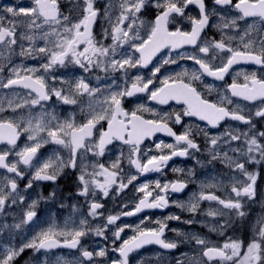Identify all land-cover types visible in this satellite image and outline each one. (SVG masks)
<instances>
[{
    "label": "snow or ice",
    "instance_id": "obj_1",
    "mask_svg": "<svg viewBox=\"0 0 264 264\" xmlns=\"http://www.w3.org/2000/svg\"><path fill=\"white\" fill-rule=\"evenodd\" d=\"M84 3L86 6L83 9L82 18L75 23H72L69 16L60 11L58 0H31L29 7L7 5L2 9L6 15H0V47L8 49L9 54H11L14 52L13 46L17 45L18 39L28 41L29 46L27 48L23 47V44L19 45L21 48L19 55L46 60L38 67L25 68L21 65L12 68L14 78H9L6 83H0V86L4 88L21 86L28 90L29 99L22 103H15V105L12 101H8V107L15 112L16 109L25 105L43 107L53 97L66 105H76L78 98L85 95L91 99L87 105V115L82 123H77L74 115L63 121H58L55 115L49 113H42L39 117L20 118L19 120L0 119V144L14 148L22 133H27L28 139L32 141L30 145H26L22 150L14 153L18 157L14 163L6 162L10 151L0 152V168H4L8 173L13 174L12 178H0V212L4 211L6 203L10 205L23 204L26 199V195L21 194L17 183L18 180L25 177V172L18 168V164L27 166L31 170L30 178L23 192L27 193L38 182L55 184L60 177L66 174V169L78 170L75 195L87 200L95 198L98 192L102 197H108L110 189L114 186L117 194H119L137 181L140 175L162 171L173 157H188L199 152L201 148L192 136L193 129L191 127L185 128L178 135L167 123L169 119H173L176 124L181 123V114L176 113L173 116L168 113L156 114L155 119H145L143 115H138L137 112L153 110L140 105L129 112L123 107L124 99L133 97L138 93H148V99L159 104H168L169 101H182L186 105L183 115L197 116L200 120L206 121L212 128H216L228 120L240 121L248 126V132L244 133L237 131L233 134L232 130L211 136L207 131L203 133L207 141V150L211 156L209 163L220 161L226 164L231 171L239 173L244 178L243 180L234 178L231 180V196L221 199L212 193L205 194L203 189L223 186L222 184L205 183L201 185L202 190L195 202L183 204L173 201L177 207L186 208L191 213L197 212L199 201L217 202L222 208L216 211L210 210L207 214L225 217L224 224L220 225L221 229H227L233 223L229 213H234L236 218L245 217L247 213L244 210V202H253L257 199L258 180L264 179L262 176L264 168L249 171L246 167V164L251 166L264 165V144L260 143V140H264V131H256L253 123L254 117L264 119V78H259L256 72L251 74L237 72L232 83L226 86L224 94L215 101L202 96L201 92L193 85L194 82L201 81L204 76L223 81L233 66L241 62H250L264 67V41H261L257 48L254 46V42L249 40L242 44L241 50L239 47L233 48L231 46V41L234 38L227 34L222 35L220 40L201 39V34L210 25V18L219 15L216 11L217 7L221 10L234 7L240 13L239 19L256 17L264 21V0H237L235 4H233V0H213V8L210 10L206 7L205 0H163L162 3L160 0H156L154 6L159 9V13L151 22L145 36L140 35V28L143 27L145 21L141 20L138 14L147 6L152 5V0H119V14L115 17L114 23L109 16V11L113 6L109 5L104 13L110 30L105 29L103 36L105 38L110 37L112 41L107 46L102 41L95 40L93 36L92 28L100 14L99 10L94 7V0H84ZM193 5L198 8L199 18H188L191 23V30L182 31L176 27L174 31H170L168 27L170 18L183 17L185 10ZM220 21L216 27L221 31L235 28L237 24L236 19L226 21L225 17H220ZM20 26H26L28 33L41 30L42 34L39 38L45 41L44 46L35 47L37 37L33 34L20 33L18 36L16 29ZM46 26L50 31H43ZM50 36H55L56 39L49 41ZM243 39L241 37V41ZM49 43H51V47L48 46ZM124 45H128L130 51H118ZM185 45L194 46L197 51L195 53H180L178 58L193 61L198 65L197 69L191 73L185 69L175 76H165L159 81L160 86L156 87L155 79L157 73L161 72V68L166 64L177 62L171 58L170 51L168 58L164 59L158 66L153 67L151 75L147 79L137 75L133 78L130 86L118 91H112L110 87L104 89L103 91H107L108 95L104 97L99 110L94 107L93 101L102 90L99 87H90L83 76L74 80H65L61 77L59 78L61 87L50 86V82L54 83L58 79L51 74V71L56 67H65L66 63L79 66L85 73L90 72L93 68H100L105 71H121L127 77L128 69L146 68L163 49H182ZM81 46H83L82 49ZM210 50L213 53L212 56H209ZM221 52H226L227 57L221 59L220 63L213 64L216 56ZM2 70L0 69V71ZM241 75H243L244 82L238 83L236 77ZM185 77H187V82H185ZM205 88L209 94L213 91L211 85H205ZM33 96L34 98H32ZM233 97L249 102L259 101L261 106L254 112L241 114L244 109L239 104H234ZM95 103L99 104L100 102L95 101ZM3 110V106L0 105V111ZM81 111L83 112L84 109L81 108ZM101 121H107V130L100 131L98 141H93V131ZM41 133H46V138L42 137ZM156 133H166L174 137L175 143L165 144L160 141L155 144V149L159 150L157 154L148 155L146 151L142 152L141 144L143 141L153 137ZM241 139L244 141L246 150L233 149L232 151L238 154L235 157L229 156L227 152L217 151L221 143L230 145L231 142ZM114 141H120L129 146L128 163L136 169V174L127 175L126 182L125 178L121 176L123 152L114 161H111L108 167L102 163L89 164L84 162L87 153L103 156L106 147L113 144ZM48 142H53L67 149V159L54 154L53 157L43 161L37 160L36 163H33L42 144ZM163 149H168V153L164 154ZM257 154L259 158H257ZM173 171L183 170L173 169ZM193 175L194 172L189 170L188 176ZM187 186L188 184L184 180L178 179L163 185L157 180L154 188L159 189V192L153 196V191H149V183L139 184L136 190L143 193V196L131 211L108 215L106 223L97 226L95 229L86 227L87 220H81L79 228H69L67 224L61 228L53 223L47 229L41 230L31 241L18 248L6 246L3 253L0 254V264H13L14 260L26 249H32L35 253H40L43 250L46 253L48 250L61 246L70 249L79 248L82 259L78 258L73 261L61 259L58 260V264H84L85 261L88 264H94L96 258H103L108 255V249L100 247L98 251H89L81 245L82 237L89 232H94L96 236L107 239L105 231L109 225H115L121 216H133L144 209L166 208L169 206L167 193L169 191L181 192ZM56 197V191L49 192L47 196L43 195L42 192L39 193L37 198L31 199V202L26 205L20 223L11 226L0 225V229L9 227L20 229L22 225L29 224L37 216V208L40 202ZM102 208L101 203L92 199L89 204L88 215L93 218L100 216L102 213L99 210ZM166 219L179 220L180 217L169 216ZM143 223L144 221H141L140 224L136 225L133 229L134 234L124 239L118 247L115 245L116 241L120 240L121 233L132 226L117 227L112 234L114 237L112 251L119 253V257L111 260L110 264H129V254L144 245L154 243L165 250L178 247L175 240L166 241L163 238L167 228L165 222L156 221L157 226L151 228L141 227L140 225ZM186 223L191 224L193 221L189 220ZM257 223V238L247 244L243 255H241L243 242L240 240H230L221 247H215L208 246V242L199 236L192 235L191 239L201 247L200 255L207 261L218 259L221 262L230 261L232 264H264V219ZM215 230L213 228V231ZM172 231L177 232L176 229H172ZM177 234L184 235L185 239L189 238L187 234L179 232ZM59 238H63V240L61 241ZM42 264H48L47 259ZM177 264H184V261L179 260ZM193 264H202V261L193 258Z\"/></svg>",
    "mask_w": 264,
    "mask_h": 264
},
{
    "label": "flooded vegetation",
    "instance_id": "obj_2",
    "mask_svg": "<svg viewBox=\"0 0 264 264\" xmlns=\"http://www.w3.org/2000/svg\"><path fill=\"white\" fill-rule=\"evenodd\" d=\"M6 1H10L11 3L18 2L19 0H0V4L5 3ZM22 4H18L17 6H24L23 0ZM106 0H94L95 2H101ZM162 3L163 0H160ZM237 0H233V4H235ZM60 5V11L69 16L72 23L78 22L83 15V9L86 6L84 0H58ZM156 0H152V5L147 6L142 10L140 14V19L145 21L143 27L140 28V35L145 36L146 31L150 27L152 21H154L155 16L159 13V9H157L154 5ZM206 7L210 10L213 8V0H205ZM107 8L110 5L106 4ZM15 6V5H14ZM106 8V9H107ZM113 11V12H112ZM216 11L219 15L212 16L210 18V25L205 29V31L201 34L202 40H220L221 36L227 34L228 36H232L234 39L231 41V46L233 48H240L242 50V44L247 43L249 40L254 42L255 47L260 46V42L264 41V21H261L256 17H245L244 19H239L240 13L234 7H227L221 10L219 7L216 8ZM117 8L112 7L109 11V16L111 17L113 23L115 22V17L118 15ZM189 17L199 18L198 8L196 6H189L188 9L185 10V14L183 17L175 16L174 18H170V23L168 25L170 31H174L176 27H179L182 31H190L191 23L188 19ZM220 17H225L226 21H230L232 19H236L237 24L235 28L221 29L217 28L216 25L220 24ZM100 14L97 17L96 22L93 25L92 31L94 38L100 34L99 24H100ZM106 23V21H104ZM107 26L110 30V25L107 20ZM247 32V35L245 33ZM241 37H243V41H241ZM102 42L103 44L109 45L112 43L111 38H105ZM226 43L228 41H225ZM126 46V45H124ZM83 47V46H81ZM129 48V46H126ZM123 47L122 49H124ZM129 51V50H128ZM171 51V58L175 59L176 63H182L183 65L193 66L195 69L198 68L193 61L188 59H179L178 56L180 53H195L197 49L194 46L185 45L182 49H163L160 53L157 54L156 57L153 58L152 63H150L146 68L137 67V71L140 75L143 73L144 78L147 79L150 77L151 72L154 66H158L164 59L168 58L169 52ZM225 53L222 57H217L218 60L216 63L213 61V64L220 63L221 59H225L227 57V53ZM213 53L210 50L209 56H212ZM2 67L0 69L5 70L6 65L0 63ZM166 64L164 66H167ZM164 66L161 68L163 70ZM97 72L91 70L87 72L88 74L94 73L98 78H102L100 82L92 85L89 81L90 87H99L102 92L96 95V101H99L101 104L103 103L104 97L108 95L107 91H103L104 89L111 88L112 91H116L112 83L119 82L120 76L117 71H104L103 69L96 68ZM246 70L247 74H251L252 72H256L259 78H264V67L259 65H255L250 62H241L233 66L230 70L229 74L225 76L223 81L216 80L213 77L204 76V79H207L210 82L215 83H223L226 86L232 83V76L236 74L237 71ZM77 72H80L79 70ZM133 76H136L135 68H130L127 70ZM159 74L157 73L155 79V86H160ZM72 75V74H69ZM125 75V74H124ZM238 83H243V79L236 78ZM132 81H128L126 83L127 86H130ZM185 82H187V78L185 77ZM123 83V81L121 82ZM198 91L201 92L202 96L206 98L217 100L220 96L219 94L208 93L201 82H194V85ZM21 86H14L10 88H18ZM123 88V85H120ZM151 87V86H150ZM120 88V89H121ZM1 94L3 93V87L0 86ZM46 102L45 104H49L54 100ZM91 98L87 95L79 97L78 103L76 105H65L66 116H73L76 119L81 118L79 123L84 122L85 117L88 112L87 105ZM234 104H239L241 108L244 109V112L241 114H248L249 112H254L261 105L259 101L249 102L243 101L241 98L233 97ZM123 107L127 111H132L136 109L138 106L143 105L144 108L153 110V111H138V115H143L145 119H155L156 114L163 115L164 113H168L170 116H173L176 113L181 114V123H174L173 119H169L167 123L172 130L178 135L181 134L185 128L191 127L193 129L192 136L194 137L196 143L200 145L201 150L197 152V157L200 160L203 159L204 164L200 168V171L207 170L210 165V170L212 172L213 177L215 178L216 184H222L223 186H218L214 189H204L205 194L212 193L219 196L221 199L229 198L231 196L230 193V182L234 179L243 180V176L239 173L231 171L226 164L220 161H212L209 163L211 159L210 153L207 150V141L204 136V131H207L208 134L216 135L220 131L232 130L233 134L237 131L240 133L248 132V126L243 124L240 121H232L228 120L226 122H222L220 126L216 128H212L207 124L206 121L200 120L197 116H185L183 115L184 109L186 105L182 101H169L168 104H159L156 101H152L148 99V93H138L137 95L126 98L122 102ZM1 105V104H0ZM58 108L63 107V104L58 103ZM231 107V106H230ZM81 108L84 111H81ZM3 111H0V119H13L17 120L13 116V111L11 109L3 108ZM98 110V107H96ZM195 123L197 125H202V132L199 134L195 129ZM253 123L255 124L256 131H264V119L254 117ZM107 121H101L97 124L96 129L93 131V141H98L99 132L107 130ZM46 138V135L43 136ZM25 140V135L22 133L17 141V145L14 148H10V146L6 144H0V152L2 151H10V154L7 158L9 164L14 163L18 160V157L14 155L15 152L20 151L26 145H30V140ZM163 141L165 144H174L175 138L167 135L166 133H156L153 137L146 138L141 144L142 152H147L148 155L157 154L159 150L155 149V144ZM260 143L264 144V140H260ZM240 148L242 151L245 149V144L243 139L240 141H233L230 145L224 144L219 147L217 151L223 153L227 152L229 156L235 157L238 155L233 149ZM168 149H163L164 154L168 153ZM124 153V157L121 162V168L123 169L121 176L125 178V182L127 179V175L136 174V169L134 166L128 163V153L129 146L124 145L120 141H114L113 144L108 145L105 149V153L103 156H94L92 153H87L84 157V162L93 164V163H102L106 167L109 166L111 161H114L120 153ZM55 155H60L67 159L68 151L64 149L62 146L57 145L53 142H48L42 144V147L39 149L37 153V157L34 159L33 163H36L37 160L43 161L49 157H53ZM194 156V154L192 155ZM191 155L188 157H173L172 160L168 162V164L162 169L160 172H149L138 177V180L135 181L132 185H129L128 188L124 189L122 192L117 194L115 186L110 189V194L108 197H102V195L98 192L95 198L85 199L83 197H77L75 195L76 192V176L78 175L77 171H72L66 169V174L60 177L55 184L52 182H38V184H34L32 189H29L27 193L23 192L25 185L27 184L28 179L30 178L31 170L22 164H18V168L25 172V177L22 180H18V186L21 190L22 195H26V199L23 204L10 205L6 203L5 209L3 212H0V225H14L16 223H20V220L23 215V210L26 205L31 202V199L37 198L39 193H43V195L47 196L49 192L56 191L57 197L51 200L41 201L37 208V216L34 218L32 222L27 225H22L20 229L15 228H3L0 229V254L3 253L4 248L6 246L19 247L24 243H27L32 240L41 230L47 229L51 224L55 223L58 227L63 228L66 224L69 228H79V223L81 220H87V228L95 229L97 226H102L106 223V217L108 215H116L122 211H131L136 203H138L139 199L142 198L143 193L137 192L136 188L139 184L149 183V191H153V196L159 192V189L154 188L155 181H159L160 184H164L170 181L175 180H184L187 182L188 186L181 192H172L169 191L167 193V199L169 201V206L163 209L160 208H151L144 209L140 213H137L133 216H121L120 220L116 221L115 225H109L108 229L105 231L104 237L96 236L94 232H89L86 236L81 238V245L89 251H98L100 247H106L108 249V255L103 258H96L94 264H110L111 260L117 259L119 257V253L112 251L113 245L112 240L113 232L116 231L117 227L123 225H131V228H126L123 233H121L120 240L116 241V247L122 243L124 239H127L131 235L134 234L133 229L136 225L140 224L141 221H144L141 224V227H156V221H163L167 224V228L165 229L164 239L166 241L175 240L178 243V247L176 249L165 250L161 248L160 245L157 244H148L144 245L140 249L129 254V264H166L165 260H168L167 264H177V261L183 260L184 264H193V258L196 260H201L202 264H232V262H221L218 259L213 261H207L206 258H202L200 254H196L197 245L194 240L191 239L192 235L199 236L200 238L205 239L208 242V246L221 247L223 244L229 242L230 240H240L243 242V247L241 249V255H243L247 244L250 243L254 238H257L258 231V221L264 219V179L258 180V196L257 199L253 202L245 201V212L247 215L243 218H236L234 213H229L231 216L233 223L227 229H221L220 225L224 224L225 217H221L219 215L210 216L207 213L210 211L220 210L222 206H220L215 201L203 200L199 201V207L196 213H191L186 210H183L180 207H177L173 201H178L183 204L189 203L187 198L190 193L194 190L195 185H197V181L190 180L188 176V172L185 168L186 162H189L192 158ZM257 158L258 154H257ZM213 166V168L211 167ZM246 167L249 171L260 170L264 168V165H247ZM199 168V167H197ZM173 169H182L183 171H173ZM91 171V168H89ZM262 176H264V172H262ZM12 178L13 174L8 173L6 169L0 168V178ZM208 183H211L210 180H207ZM92 199H95L96 202H99L103 205V208L99 211L102 215L97 216L95 218L88 215L89 212V204ZM151 199V198H150ZM127 205V207H124ZM75 206V208H74ZM178 209H182L184 212L182 216H180L179 220H169L166 219L169 216L175 215ZM257 214V216H255ZM258 219V220H256ZM193 221V223L189 224L186 221ZM213 228L216 230L213 231ZM172 229H176L177 232H173ZM183 233L188 235V239H185L184 235H178L177 233ZM61 241L63 238H59ZM182 243V244H180ZM202 249H200L201 253ZM82 259L80 257V249H70L67 247H57L51 250H48L46 253L42 250L40 253H35L32 249H26L19 257H17L13 264H42V262L47 259L48 264H58V260H68L73 261L76 259ZM84 264H88L87 261Z\"/></svg>",
    "mask_w": 264,
    "mask_h": 264
},
{
    "label": "rangeland",
    "instance_id": "obj_3",
    "mask_svg": "<svg viewBox=\"0 0 264 264\" xmlns=\"http://www.w3.org/2000/svg\"><path fill=\"white\" fill-rule=\"evenodd\" d=\"M24 2V7H29L31 6V0H23ZM109 3L110 5H112L114 8H117V11L119 13V0H106L101 1V2H95L94 3V7L96 9L99 10L100 13V24H99V29H100V34L97 35L95 37V40L97 41H103L105 39V37L103 36V32L105 29H108L109 27L107 26V19L104 15L105 10H106V4ZM20 5L22 4V1L19 0L17 3H11L10 1H6L5 3L0 4V15H6L2 9L7 6V5ZM113 12V11H112ZM9 18H10V14H9ZM104 21H106V23H104ZM59 30V29H58ZM18 36L20 33H26V34H33L37 37L36 42H35V47H43L45 44V41L40 39L39 36L42 34L41 30H35L32 33H28V30L26 28V26H20L17 27L16 29ZM43 31H50V29L46 26ZM143 36V35H141ZM56 37L55 36H50L49 37V41L55 40ZM104 43V42H103ZM20 44H23V47L27 48L29 46V42L28 41H21L18 39V43L17 45L13 46L14 48V52H12L11 54H9L8 49L0 47V53H3V55H0V63L6 65L7 68H5L4 71H0V83H6L7 80L9 78H14L13 77V73H12V68L14 67H20L21 65H23V67L25 68H30V67H38L41 63H45L46 60H42L39 57L37 58H32V57H27V56H20L19 53L21 51L20 48ZM49 47H51V43H49L48 45ZM107 46V45H106ZM127 46V45H126ZM126 46H124V49H118V51H130L129 48H127ZM82 49V47H81ZM225 53L221 52L217 55V57H222ZM218 60L216 59L214 62L216 63ZM2 67V65L0 64V68ZM185 69L188 70L189 73H191L193 70H195V68L191 65H183L182 63H170L167 66H164L163 70L160 72L159 74V79L162 80L165 76H175L177 73H181L183 72ZM80 72H77V71ZM92 70H94L95 72H97L96 68H93ZM129 70V69H128ZM136 70V76L140 75V73L137 71V68H135ZM105 71V70H104ZM112 71V70H111ZM119 72V76H120V81L117 83H112L111 85H113V87L115 88L116 91H118L121 87L120 85H123L124 87H127L126 83L128 81H132L133 78L135 76L131 75L130 73L127 72V77H125L124 73L121 71H117ZM237 72H241V73H246V70H239ZM236 72V73H237ZM51 74L56 76L58 79L56 82H50V86H55L57 88L61 87L60 83H59V78H64L65 80H74L77 77L83 76L85 77V79L87 81H89L92 85L97 84V82H100L102 80V78H98V76H95L96 74L91 73H85L82 69L79 68V66L71 64V63H66L65 67H56L51 71ZM72 74V75H69ZM141 76L144 77V74L142 73ZM236 76V74H234L232 76V78H234ZM187 78V77H186ZM239 79H243V75L236 77ZM123 81V83H121ZM202 83V86L204 87V89L207 91V89L205 88V85H211L213 88V91L211 93L214 94H219L222 95L225 92L226 89V85L223 83H215V82H210L207 79H204L203 77L201 78V81H199ZM2 87V86H1ZM123 87V88H124ZM2 90L0 91V104L3 106V108L10 109L8 107V101H12L13 105H15V103H22L24 100L29 99L28 96V90L24 89L22 87H18V88H4L3 87V93L1 94ZM208 92V91H207ZM34 98V96L32 97ZM96 101V98H95ZM95 101H93L94 107H100V104L95 103ZM58 103H60L56 98H54V100L49 103V104H44L43 107H41L40 105H35V106H27L25 105L22 108L16 109L15 112H13V116L15 119L19 120L20 118H28L29 116L32 117H39L42 113H49L51 115H55L57 117L58 121H63L65 119L68 118V116H66V110H65V105L63 104V107L58 108ZM62 104V103H61ZM69 105H67L68 107ZM81 121V118L76 119V122L79 123ZM195 129L197 130V132L199 134H201L203 128L202 125H197L195 123ZM225 131H220L218 132L216 135H220L222 133H224ZM25 135V140L24 142H26L28 139V134L24 133ZM42 137L46 135V133H41L40 134ZM32 141L29 142V144H31ZM224 144L221 143L220 147L223 146ZM193 155V154H192ZM191 155V156H192ZM199 161V163H198ZM186 170L187 172H189V170H192L194 172V175L190 177V180L192 181H197V185H195L194 190L190 193V195L188 196L187 200L188 202H195L196 197L199 196L200 192H201V185L208 183L207 180H210L212 184H216L215 182V178L212 175V172L210 170V165L207 164L209 166V168L207 170L204 171H200V168L202 167V165L204 164L203 159L200 158V160L197 157V152L194 153V156H192L191 160L189 162H186ZM199 167V168H197ZM213 168V166H211ZM163 185V184H161ZM204 190V189H203ZM183 210H186V208H184ZM211 210V209H208ZM183 211L182 209H178L177 212L175 213V215L173 216H182L183 215ZM255 216H257V214H255ZM258 220V219H256ZM182 244V243H180ZM200 249L201 247L198 246L197 250H196V254H200ZM246 251V249H245ZM165 263H168V260H165ZM160 264V263H158Z\"/></svg>",
    "mask_w": 264,
    "mask_h": 264
},
{
    "label": "water",
    "instance_id": "obj_4",
    "mask_svg": "<svg viewBox=\"0 0 264 264\" xmlns=\"http://www.w3.org/2000/svg\"><path fill=\"white\" fill-rule=\"evenodd\" d=\"M178 102V101H177Z\"/></svg>",
    "mask_w": 264,
    "mask_h": 264
}]
</instances>
